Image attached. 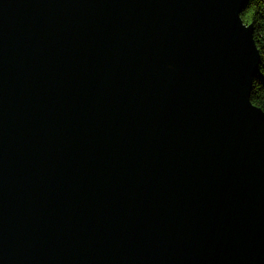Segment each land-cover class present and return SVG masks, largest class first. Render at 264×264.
I'll return each mask as SVG.
<instances>
[{
	"label": "water",
	"instance_id": "1",
	"mask_svg": "<svg viewBox=\"0 0 264 264\" xmlns=\"http://www.w3.org/2000/svg\"><path fill=\"white\" fill-rule=\"evenodd\" d=\"M249 0H0V264H264Z\"/></svg>",
	"mask_w": 264,
	"mask_h": 264
},
{
	"label": "trees",
	"instance_id": "2",
	"mask_svg": "<svg viewBox=\"0 0 264 264\" xmlns=\"http://www.w3.org/2000/svg\"><path fill=\"white\" fill-rule=\"evenodd\" d=\"M254 29V40L260 54L259 70L253 79L251 102L264 112V0H249L241 15Z\"/></svg>",
	"mask_w": 264,
	"mask_h": 264
},
{
	"label": "rangeland",
	"instance_id": "3",
	"mask_svg": "<svg viewBox=\"0 0 264 264\" xmlns=\"http://www.w3.org/2000/svg\"><path fill=\"white\" fill-rule=\"evenodd\" d=\"M245 23V22H244Z\"/></svg>",
	"mask_w": 264,
	"mask_h": 264
}]
</instances>
